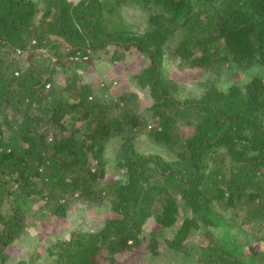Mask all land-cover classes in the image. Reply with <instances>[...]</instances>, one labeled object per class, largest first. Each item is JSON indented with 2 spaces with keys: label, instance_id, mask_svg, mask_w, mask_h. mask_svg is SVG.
Segmentation results:
<instances>
[{
  "label": "trees",
  "instance_id": "obj_1",
  "mask_svg": "<svg viewBox=\"0 0 264 264\" xmlns=\"http://www.w3.org/2000/svg\"><path fill=\"white\" fill-rule=\"evenodd\" d=\"M125 6L147 13L145 29ZM108 46L111 63L146 55L130 78L148 89V112L89 77ZM171 59L202 72V90L171 82ZM139 135L154 147L138 149ZM81 211L86 221L59 230ZM136 253L264 264V0H0V264H133Z\"/></svg>",
  "mask_w": 264,
  "mask_h": 264
},
{
  "label": "rangeland",
  "instance_id": "obj_2",
  "mask_svg": "<svg viewBox=\"0 0 264 264\" xmlns=\"http://www.w3.org/2000/svg\"><path fill=\"white\" fill-rule=\"evenodd\" d=\"M77 1V0H74ZM88 1V0H87ZM124 15L127 18L128 21H130L134 27H138L140 29H145L148 25L147 20V13L143 12V10L135 8H128L124 7ZM109 49L105 51V49H97L98 53H101L103 55L101 58V64L96 70H93L91 73H89L90 78H94L97 76H104L107 80L108 90L107 94L108 96H111L113 98H118L123 93L127 96V106L130 107L133 112H139V110H145V112H148L150 104L152 103V97L148 91L147 88H141L138 85L137 79H131V71L133 70L135 64H139L138 66L143 65V59L146 57L144 53H139L133 49L127 50L125 54L124 59H122L121 64L118 63H111L107 61V58L109 55L112 54L114 48L111 46H108ZM107 49V48H106ZM119 52V50H118ZM149 63V59L146 60ZM141 67L138 68L137 71H139ZM165 73L167 74L168 78L171 79L170 81L173 83L176 82L179 85H183L185 87H193L202 90L201 83L199 81H202L205 79V76L202 72H200L197 69H189L187 67H180L178 64V61L175 59L169 60V63H166L165 66ZM88 75V74H87ZM134 80V81H132ZM181 89V96H184L186 93H192L190 91H193L192 88H189V90H184L183 87L180 86ZM128 93H133V96L128 97ZM125 98V97H124ZM119 106L124 103V99L119 100ZM118 111V110H117ZM123 141L119 135L111 136L106 141L105 144V155L106 159L108 161V165L110 169L114 167V156L117 153L118 149L120 148V143ZM135 146L140 149L141 151H148L150 148L154 147L151 145L150 142L146 139L144 135H139L134 140ZM146 148L148 150H146ZM108 167V168H109ZM83 214H76L72 213L70 216V223L64 221L63 224L67 225L66 227H59V230H65L67 231L73 229L72 225L77 224L78 221H86L89 216L85 215L84 212L81 211ZM101 214L95 213L93 209L90 208V223L92 225V228H95L98 226L99 222H96V225L94 226V219H100ZM98 221V220H97ZM62 224V225H63ZM79 229H81V225L79 223L78 226ZM78 228H74L76 231ZM57 228H50L46 229V234H48L50 237H53L57 235ZM152 229L151 222H147V224L144 226V233H148L149 230ZM198 233V232H197ZM55 234V235H54ZM49 237V238H50ZM198 241H202V236L200 233L197 234ZM48 239V238H47ZM43 242H46V239L43 240ZM42 242V243H43ZM40 243V244H42ZM25 242H21L20 240L16 241L15 245L10 246L8 249V252L10 254V261L11 263H14L17 259V255L20 254V247L19 245H23ZM142 249H145L144 247H141ZM137 255V253H136ZM171 256L168 255L159 257L156 255H148L145 257L142 255V253H138L135 261L133 264H162V263H170Z\"/></svg>",
  "mask_w": 264,
  "mask_h": 264
}]
</instances>
